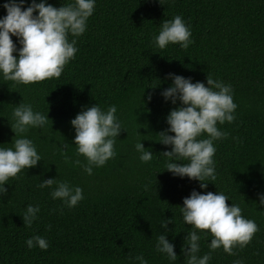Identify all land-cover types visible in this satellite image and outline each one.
Instances as JSON below:
<instances>
[{
    "label": "trees",
    "instance_id": "16d2710c",
    "mask_svg": "<svg viewBox=\"0 0 264 264\" xmlns=\"http://www.w3.org/2000/svg\"><path fill=\"white\" fill-rule=\"evenodd\" d=\"M4 2L0 17L6 15ZM48 2L60 7L68 0ZM175 15L190 25L192 43L159 49L153 37ZM75 39L78 51L59 78L25 85L0 76V146L15 139L9 121L19 102L49 116L45 129L25 133L42 160L10 178L0 195V264H134L130 257L138 254L148 264H170L155 250L164 218H170L166 238L178 255L171 264H184L181 245L193 228L180 207L193 189L223 191L230 197L226 203L238 204L258 228L246 247L233 249L236 255L221 247L208 264H264V205L257 196L264 192V0H96L86 31ZM168 73L205 84L209 74L233 88L235 119L217 125L228 135L214 142L216 179L207 189L164 169L168 158L161 152L171 146L158 141L159 132L179 104L161 95L171 85ZM95 103L104 110L116 105L125 129L115 139L116 155L88 175L75 163L86 161L77 155L70 121ZM138 141L153 152L150 161L139 160ZM52 177L80 186L84 198L72 208L53 200L50 188L37 187ZM29 203L40 211L27 227L21 214ZM199 234L203 255L212 237L207 230ZM34 235L45 237L49 247L29 249L25 241Z\"/></svg>",
    "mask_w": 264,
    "mask_h": 264
},
{
    "label": "clouds",
    "instance_id": "9594fccd",
    "mask_svg": "<svg viewBox=\"0 0 264 264\" xmlns=\"http://www.w3.org/2000/svg\"><path fill=\"white\" fill-rule=\"evenodd\" d=\"M26 2L5 0L2 6L6 15L0 17V76L6 81L25 85L61 76L64 67L78 51L75 37L86 31L96 0H68L60 7L48 0H31L27 7H22ZM69 35L73 39L69 40ZM13 36L17 37L20 47L13 41ZM153 43L159 49L170 43L186 49L192 43L190 25L180 15L164 19L158 34L153 37ZM167 77L171 79V85L163 89L161 95L166 101L170 100L172 104L179 101V104L166 116L168 127L159 132L161 138L158 141L171 146V150L161 152L168 158L164 169L173 176L198 180L199 187L207 189V182L216 179L214 142L228 135L217 125L231 123L235 119L237 104L233 99V88L209 74L206 84L203 81L193 82L191 77L176 73H168ZM147 99L151 100L150 94ZM116 113V105H109L104 110L95 103L83 107L70 121L75 130L73 143L77 145V155H82L86 161L82 163L77 159L75 163L88 175L93 173L94 167L104 166L116 155L115 139L125 129ZM48 120V112L35 111L30 103L19 102L13 108L9 122L15 139H12L11 146H0V195L7 192L5 184L10 178L42 160L32 139L25 133L30 128L45 129ZM134 148L141 162L152 159L153 152L142 141L136 142ZM37 187L50 188L51 198L59 199L68 208L76 206L84 198L80 186L57 177L41 179ZM257 196L258 203L264 205V192L257 193ZM228 199L230 197L223 191L200 192L196 189L183 198L180 207L182 219L193 228L181 245L184 264H208L211 252L221 247L229 255H236L233 251L235 247L242 249L250 242L258 230L256 223L242 215L238 204L226 203ZM39 211V204H27L21 214L24 226L30 227ZM169 222L170 218L161 221L160 226L165 232L156 237L155 250L171 264L178 255L174 251V243L166 238ZM203 230H207L212 237L208 244L210 251L199 255V231ZM25 243L29 249L39 247L46 250L49 247L46 238L40 235L27 238ZM130 259L134 264H148L142 254ZM233 264L244 262L235 259Z\"/></svg>",
    "mask_w": 264,
    "mask_h": 264
}]
</instances>
